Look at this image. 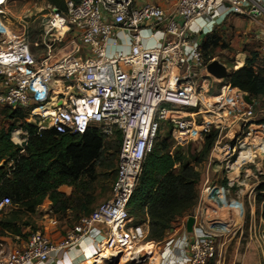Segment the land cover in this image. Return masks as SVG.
<instances>
[{
	"label": "built area",
	"instance_id": "obj_1",
	"mask_svg": "<svg viewBox=\"0 0 264 264\" xmlns=\"http://www.w3.org/2000/svg\"><path fill=\"white\" fill-rule=\"evenodd\" d=\"M9 1L0 0V108L23 112L36 134L53 130L82 135L95 127L106 139L117 134L120 148L109 200L81 217L57 243L31 233L0 264H49L53 252L86 239L92 252L85 263L104 255L148 264L213 261L220 235L203 220L193 225L191 234L182 226L181 234L160 247L146 242L145 229L133 225L127 205L162 126L173 148L203 144L216 133L208 160L231 171L227 192L239 175L238 160L232 161L237 149L264 151V124L254 120V102L249 104L246 94L206 72L212 60L204 61L200 43L191 35L201 19L221 23L242 17L257 23L264 19V0H164L165 6L138 0H67L65 13L46 7L38 28L39 53L31 51L24 23L17 21L23 32L12 33L8 27L4 6ZM259 30L264 34V27ZM215 83L221 84L217 92ZM232 129L234 136L246 134L238 146L222 135ZM16 132L18 142L13 141L14 131L11 141L22 148L27 132ZM10 206L9 198L0 199V212ZM197 216L192 215L194 222Z\"/></svg>",
	"mask_w": 264,
	"mask_h": 264
},
{
	"label": "trees",
	"instance_id": "obj_2",
	"mask_svg": "<svg viewBox=\"0 0 264 264\" xmlns=\"http://www.w3.org/2000/svg\"><path fill=\"white\" fill-rule=\"evenodd\" d=\"M44 1L60 13H65L67 0ZM200 48L204 61L210 62L215 59L213 55L216 50L220 49L219 39L209 35L202 41ZM30 49L35 52L31 44ZM262 58L257 50L250 51L244 57L242 67L228 75L227 83L251 100L264 97ZM11 117L23 120L25 114L13 111ZM14 129V125L7 129L0 125V199L9 198L11 206L8 208H12L9 214L12 219L1 223V230L15 236H20L21 231L11 221L17 219V214L34 213L45 200L50 202L54 214L76 209L69 202L72 192L66 195L60 193L59 188H85L83 181L95 177L96 163L106 157L116 163L120 148L117 134L111 140L106 139L95 127L89 128L82 135H62L53 130L36 134V128L30 124L22 125L28 137L23 147L18 148L10 141ZM158 133L141 164V172L127 205L133 225L146 222V242L153 243H162L182 219L192 216L198 200L197 186L200 181V174L195 168L204 162L216 140L215 132L207 135L201 155L189 160L181 153L171 155L168 139L159 138ZM14 141L18 142L17 139ZM8 164H11L9 168ZM256 192V202L264 205V184H260ZM80 201L77 200L78 207L84 208ZM92 211L87 210L84 216H89Z\"/></svg>",
	"mask_w": 264,
	"mask_h": 264
},
{
	"label": "rangeland",
	"instance_id": "obj_3",
	"mask_svg": "<svg viewBox=\"0 0 264 264\" xmlns=\"http://www.w3.org/2000/svg\"><path fill=\"white\" fill-rule=\"evenodd\" d=\"M47 6L48 4L44 0H11L9 6L4 9L6 16L12 21V23H7L12 33L20 32V30L23 32L22 28L18 29L17 23L20 21L24 23V35L35 51L34 53L41 52L37 30L42 15L46 13ZM223 25L220 28L214 29L211 33V35H215L219 39L220 45V49L216 50L213 55L215 58L213 60L225 64L228 67V74H230L235 69V63L241 59L244 60V56L248 52L257 48V42L254 40V33L248 31V24L244 20H229L228 22H224ZM202 38L203 35L199 38L200 42ZM262 57L264 58V56ZM223 82L221 83L224 84ZM220 85L215 83L213 91L217 92ZM252 101L254 102L255 122L257 124H264V97L252 99ZM258 111H261V113H258ZM12 112L13 110L0 108V125L5 129L11 125L15 126L13 130L15 132L13 134L14 140L17 134L16 130H20L22 133L25 132L22 129V125L26 123L24 119L17 120L16 118H12ZM230 132L228 133L227 130L222 132L223 136L226 135L224 140L234 142L236 145L241 144L243 138L246 136V134L242 135V132L234 136L236 129H232ZM158 134L159 138L168 139V151L171 155L181 153L187 159L192 160L193 158H198L203 151V144L199 143H190L184 147L173 148L165 126L160 128ZM262 139L264 143V131L262 132ZM249 142L251 140L244 141L245 144H250ZM11 143L14 145L12 141ZM239 156L243 157L240 158ZM208 158L209 155H207L204 162L195 168L200 174V181L197 186L198 200L195 207L203 203L213 205L209 210L204 208L205 212L208 211L206 215H203L206 218V227L220 235L217 238V257L209 262V264H264V221L262 220L264 205L263 203L258 204L256 202L258 195L256 189L260 184H264V151L261 148L255 149L253 147L250 150L237 149L232 161L236 162L238 160L239 163L237 171L234 169V172L236 171L239 174L236 180L238 185L235 183L229 192H225L224 187L228 184L226 176L231 171L225 172L224 165L219 167L214 159L210 161ZM10 165L8 164L7 168ZM115 165V160L111 162L108 157L100 160L94 168V179L84 180L83 182L86 184L84 185L85 188L81 186V189L77 187L71 189L72 196L69 202L73 207L76 206V209H72L66 213L54 214L50 202L45 200L35 209L34 213L29 215L17 214V219L11 221V224L21 231L20 236L2 232L1 223L12 219L9 218L10 209L12 208H6L1 211L0 259L15 249L22 248V245L31 233L40 232L47 238L56 233L64 236L65 231L76 224L87 213V210L90 212L98 205L109 200L111 185L114 180ZM206 176L207 183H205ZM224 181L225 186L223 185ZM213 186H217L220 189L221 195L217 189L206 190ZM77 200H81L80 204L85 207L79 208ZM87 202L90 203L87 204ZM205 212L204 210L202 211L203 214ZM199 213L201 212L199 211ZM217 214H220L219 220L214 219ZM127 263L129 262L125 258L121 259L118 257L117 259H103L97 264ZM133 263L148 264L147 261Z\"/></svg>",
	"mask_w": 264,
	"mask_h": 264
},
{
	"label": "crops",
	"instance_id": "obj_4",
	"mask_svg": "<svg viewBox=\"0 0 264 264\" xmlns=\"http://www.w3.org/2000/svg\"><path fill=\"white\" fill-rule=\"evenodd\" d=\"M11 0L4 6V8L6 9L9 4H10ZM139 3H155L158 4L160 6H165L164 0H145V1H141L138 0ZM229 20L235 21V20H244L247 24H248V31L254 33V40L257 42V48L255 50H257L262 56H264V52L262 51V48L264 46V34H261L260 30H259V26L264 27V19H259L257 20V23H253L250 22L249 20H246L242 17L240 18H234V17H229L228 20L222 21L220 23L219 19L215 20V22L210 21V20H206V19H201L199 21H197L191 28V35L197 40L198 43H202V41H204V39L211 35L212 31L214 29L220 28L223 25L224 22H228ZM203 35L202 41H199L200 36ZM245 57V56H244ZM244 62V60H239V62L235 63V69L233 71L238 70L239 68H241L243 65L242 63ZM223 64V63H222ZM227 70L228 67L223 64ZM205 182H207V176L205 178ZM209 189H217L218 193L221 195L220 193V189L217 186H213L212 188H208L206 190ZM71 188L68 187H60L59 188V192L66 194V195H70L71 193ZM224 191H225V187H224ZM226 192V191H225ZM215 194V192H214ZM215 197V195H214ZM201 206V207H200ZM198 207H195L193 210V214L195 213H200V216H197V219L194 222V226H198L200 220H203L204 223H206V218L203 215H206V212L210 209V207L213 205L211 204H206L203 203L202 205H200ZM207 207V208H206ZM215 207V206H214ZM219 207V205H218ZM208 209L205 212V209ZM217 208V205H216ZM204 210L205 214L202 213V211ZM213 211V210H212ZM220 214H217L216 217H214V219L219 220ZM188 217L182 219L178 225L176 227H174V229L166 236V238L164 239V241L162 243H158L159 246H164V244L171 240L176 238L179 234H181L182 231V226L185 227V223ZM216 222V221H214ZM141 226H143V228L145 229L146 233L148 231V226L146 222H143L140 224ZM67 230L65 231L66 234ZM64 234V236H65ZM64 236L58 235L57 233L52 235L49 239L53 242V243H57L59 242ZM23 244V243H22ZM23 246V245H22ZM92 250L90 248L89 245V241L86 239L84 241H82L79 245H77L76 247L69 249V250H65L64 252H60V251H56L53 252L51 254V260L49 264H84L85 261L89 258L90 254H91Z\"/></svg>",
	"mask_w": 264,
	"mask_h": 264
},
{
	"label": "water",
	"instance_id": "obj_5",
	"mask_svg": "<svg viewBox=\"0 0 264 264\" xmlns=\"http://www.w3.org/2000/svg\"><path fill=\"white\" fill-rule=\"evenodd\" d=\"M206 72L216 80H227L228 79V71L226 67L217 60H212L210 63L206 65ZM244 100L249 104H252L250 98L245 95ZM194 225V218L192 216L188 217L185 223V232L187 234L192 233V227ZM118 257L112 258L117 259Z\"/></svg>",
	"mask_w": 264,
	"mask_h": 264
},
{
	"label": "bare ground",
	"instance_id": "obj_6",
	"mask_svg": "<svg viewBox=\"0 0 264 264\" xmlns=\"http://www.w3.org/2000/svg\"><path fill=\"white\" fill-rule=\"evenodd\" d=\"M30 1H31V0H30ZM5 18H6V22H7V23H8V22H9V23H12V21H11L7 16H5ZM14 133H15V132H14ZM14 133H13V134H14ZM15 139H16V138H15ZM13 141H14V140H13ZM14 142H15V141H14ZM145 249H146V248H145ZM145 249H144V250H145ZM106 258H107V255H104V256L100 257V260H101V259H106ZM100 260H99L98 262L95 261V260H93V261L90 260V261H88L87 263H84V264H95V262L100 263V262H101Z\"/></svg>",
	"mask_w": 264,
	"mask_h": 264
}]
</instances>
